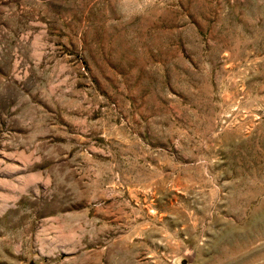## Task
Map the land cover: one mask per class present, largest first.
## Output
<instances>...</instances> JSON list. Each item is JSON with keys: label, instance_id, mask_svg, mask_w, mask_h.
Here are the masks:
<instances>
[{"label": "rangeland", "instance_id": "1", "mask_svg": "<svg viewBox=\"0 0 264 264\" xmlns=\"http://www.w3.org/2000/svg\"><path fill=\"white\" fill-rule=\"evenodd\" d=\"M0 264H264V0H0Z\"/></svg>", "mask_w": 264, "mask_h": 264}]
</instances>
